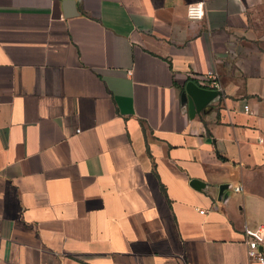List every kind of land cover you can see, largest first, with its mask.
Returning <instances> with one entry per match:
<instances>
[{"label":"crops","instance_id":"0c3cea01","mask_svg":"<svg viewBox=\"0 0 264 264\" xmlns=\"http://www.w3.org/2000/svg\"><path fill=\"white\" fill-rule=\"evenodd\" d=\"M246 227L264 0H0V264H256Z\"/></svg>","mask_w":264,"mask_h":264},{"label":"built area","instance_id":"2783aa9c","mask_svg":"<svg viewBox=\"0 0 264 264\" xmlns=\"http://www.w3.org/2000/svg\"><path fill=\"white\" fill-rule=\"evenodd\" d=\"M188 16L191 19L198 20L204 16L203 2L190 4L188 7ZM202 78L207 82L209 88H220L219 76L214 71H207ZM244 110L249 114H255V110L246 103ZM241 187H236L240 191ZM245 242L248 245V256L256 264H264V229L263 228H245Z\"/></svg>","mask_w":264,"mask_h":264},{"label":"water","instance_id":"95a60500","mask_svg":"<svg viewBox=\"0 0 264 264\" xmlns=\"http://www.w3.org/2000/svg\"><path fill=\"white\" fill-rule=\"evenodd\" d=\"M185 93L189 99L191 112L194 113L196 110L204 108L219 94V91L203 88L194 81H189L186 84ZM198 182V180H194L195 185H198Z\"/></svg>","mask_w":264,"mask_h":264}]
</instances>
